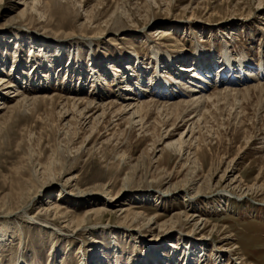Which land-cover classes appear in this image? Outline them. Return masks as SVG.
<instances>
[{
	"label": "rangeland",
	"instance_id": "1",
	"mask_svg": "<svg viewBox=\"0 0 264 264\" xmlns=\"http://www.w3.org/2000/svg\"><path fill=\"white\" fill-rule=\"evenodd\" d=\"M250 74L264 87L259 0H0V76L36 98L15 112L0 110V213L19 211L37 190L41 200L29 216L55 202L72 223L41 214L65 237L21 217L9 226L0 222V264H236L241 258L264 264V91H242L257 84ZM194 81H207L204 110L176 120L184 108L165 102L187 100L179 92ZM69 98L98 106L130 102L133 109L142 100L152 103L143 129L136 119L126 125L129 109L105 133L103 126L116 120L111 116L94 128L74 114L59 118L63 104L72 109ZM192 122L186 147L197 148L195 167L192 155L185 163L186 156L165 150ZM62 170L60 184L74 179L90 193L74 198L65 191L62 199L60 186L38 188L48 173ZM168 175V185L197 176L189 192L199 187L202 194L191 201L182 191L153 194L160 187L147 182ZM233 180L245 197L226 203L213 194ZM184 211L210 227L196 232L177 215ZM155 214L163 227L145 225ZM206 237L212 242L201 241ZM225 247L238 250L217 258L215 250Z\"/></svg>",
	"mask_w": 264,
	"mask_h": 264
},
{
	"label": "bare ground",
	"instance_id": "2",
	"mask_svg": "<svg viewBox=\"0 0 264 264\" xmlns=\"http://www.w3.org/2000/svg\"><path fill=\"white\" fill-rule=\"evenodd\" d=\"M33 1H34L35 5L38 2V0H33ZM259 5H262L264 7V2L259 0ZM155 33H157L158 35H161V37L163 35H166L165 32L159 31V29H157ZM222 74L225 75V73H222ZM220 76L223 77L222 75H220ZM250 78H252L254 82H257V84L249 86V87L248 86H245V87L243 86V88H242L243 92H247L249 89H260V90L264 91V87L260 86L261 88L260 87L258 88V86L263 84V83H261L258 80L256 75L250 74ZM201 81H199V82H195L194 81L193 83L189 82V83L182 84V92H179V93H182V95H185V94L188 95L187 96V98H188L187 100L181 99V100H178L175 103H170V104H169V102H165L166 105L172 106L171 107L172 109H173V107L182 108V109L184 108L182 114L179 113V115L177 117L175 116L176 120L181 119L183 114L186 113L187 111L188 112H193L195 118L196 117H200L201 109L203 108V105L205 103V99L209 98V96H207V95H205V93H203L204 92L203 91V89H204L203 83H204V85H206L207 81H204L203 83H201ZM219 82H221V81H218L217 83H219ZM186 84H188V85H186ZM221 90L223 92L231 91V90H228V87L227 88H225V87L221 88ZM144 91L145 92H149V90H147V89L144 90ZM219 91H220V89L217 91V95L215 94L217 96V99H218V94H220ZM7 93H10L11 95L7 97L6 96ZM189 93H191V94H189ZM210 96H212V95H210ZM216 96H215V98H216ZM42 98L44 99L45 97L43 96ZM8 99H11V100L15 101V103L12 104V105H8L6 103V102L9 101ZM69 100L72 102V109L67 108L66 105L63 104L61 106V110H60V112L58 114L59 118H65V117H68L70 115L72 116V118H74V115H76V117L78 119L84 120V124L88 121L87 124L93 125V128H94L95 125L98 124L100 120H104L107 116H109V117L111 116V118L116 119V120L115 121L113 120L110 124H108V126L106 124H105V126H103V130H104L105 133L109 132V128L111 126H113V128H116L117 125H118L117 121L120 120L121 115H123L124 113L128 112L129 109L130 110L132 109V112L130 114H128L129 116H128L127 120H126V125L133 126V120L136 119L135 122L137 123V126H141V129H143L144 128V126H143L144 125L143 124V118L146 117V115L150 112V106H151L150 103H152V101L150 99H146L145 101L142 100L140 102H137L134 105L135 108L133 109V107H131V105H130V102H127L124 105H121L122 103L114 104L116 102L115 101L113 102L112 100H110L109 102L104 103L102 106H98V105H94V104L92 105V102L86 101L84 99L81 100V99H75V98H71L70 99L69 98ZM127 100H133V98L127 96V97L124 98V101H127ZM0 101H1L0 110H5V111H9V112H15L16 110H19V109L23 108L29 102L34 103L36 101V98L35 99L34 98H30V99L27 98L26 96L23 95V92L19 91V89H16V86L14 85V82L12 80H9L6 77L0 76ZM78 105L79 106H83V108H77ZM163 105L160 106V107L162 108ZM129 106L131 108H128ZM156 109H158V108H156ZM126 110H128V111H126ZM203 110H204V108H203ZM96 111H99L100 113L97 116L91 118L92 115ZM133 115H135V116H133ZM167 116H170V115H167ZM191 124H192V126L189 125L187 133L182 138L180 137L178 140H176L174 142L173 141L172 142H170V141L167 142L165 150L166 151L168 150V151L172 152L175 156H177L178 158H181V159H182V157L186 156L185 163L188 162V159H189L188 157L192 155L193 156L192 157L193 158V162L192 163H193V165L195 167V166L199 165L197 160L194 157L195 153L197 151V148H195V152L194 153H191L190 150H187V147H186L187 144L189 145L191 143V139H193L192 138L193 137V132H194L193 127L195 125L193 124V122ZM173 125L174 124H172L171 126L173 127ZM190 127H192V128L190 129ZM91 131H93V130H91ZM189 133H190V136L186 140V138H187ZM168 137H164L162 139H166ZM195 169H197V168H195ZM65 173H66V170L59 171L58 173H56L55 175H52V176H49V173H48V176H46L45 180L42 182V184L38 188H42L41 191L45 192L47 189H49L52 186H58V187L60 186V189L58 190V193H59L58 196L62 197V199H66L63 196V193H65V191H67L66 194H65L66 197L67 196H71V197H74V198L83 197V196L88 195L90 193V192H88L86 190L79 189V187H78V185H77V183L75 182L74 179L72 180L73 183L70 180H67L64 183L60 184L59 182L61 181V178H62L61 176L64 175ZM50 175H51V172H50ZM196 178H197V176L191 178L192 180L191 179L190 180H185V182H183L184 184H182V182H181L180 184L179 183H174V184H169L168 185L169 182H166L169 179V175H168V177L166 179L164 178V180H160V179L152 180L151 179L150 182H147V181L146 182H147V185H150V186H153V187L157 186V188L160 187L158 190H154L152 188L151 192L153 194L155 193V194H158L160 196H166V195H169L170 193H173L174 191H182V192H184L185 200L187 198L188 200L191 201V200H193L194 197L202 194V192H201L202 188L200 189L199 187H197L195 194L194 195H190L189 190H190L191 186L193 185L194 181H198V179L196 180ZM130 179L131 178L126 176L124 178V180H123L124 181L123 184L125 185V183H128L130 181ZM224 183H225V181H224ZM236 183H237V180H233L232 182L230 181L228 184H225L223 187L220 186L221 188L219 187L220 189L215 190V192L213 194L215 196H217L218 198H223V197L227 198L226 200H224L226 203H227L228 199L239 200V199L245 197L244 192H241V190L239 189L240 188L239 185H237ZM166 185H168V186L166 187ZM238 189H239L240 193L234 194V191H237ZM100 190H102V189H100ZM244 190L245 191L246 190L249 191L250 189L248 188V189H244ZM36 191L37 190H35L34 195H30L29 196L30 198L28 197L29 199H28L27 204L23 208H21L19 211H17V212L0 213V222H2V225H8V226L12 225L13 224V221H12L13 219H16V218L18 219V218L21 217L28 224L34 225L35 227L41 228L43 231H46L45 233L46 234L49 233L48 235H58V236L60 235V236L69 237V236L63 234V232H65V231H62L59 227L55 226L54 224L49 222L47 219L46 220H42L41 219V214L44 215V216H50L49 214H52V215H54L53 218L56 219L57 221L67 220L66 222L65 221L64 222H65V224L66 223H69V224L66 225L65 227H69L70 224L72 225V223L70 222V220L68 218V216H69L68 212H66V210L63 209V208H59V206L56 205L55 202L54 203L53 202H47L46 206L41 208L38 212H36L35 215L29 216L28 211H29L30 207L32 205H34L33 203H35L36 201L41 200L40 195H37ZM102 193L106 196V198L108 197V193L107 192L105 193L103 191ZM219 200L223 201V199H219ZM57 201H59V200H57ZM117 202L118 201H116V197L112 198V201L110 200V204L111 205H113V204H115ZM262 204L264 205V201H263ZM121 211H122V209L120 210V212ZM124 211H126V210H124ZM177 215L182 216V218H184V220L186 221V223H188V225L190 227L196 228V232L197 231L202 232L206 227H210L209 222L207 221V219L202 217V216H200V215H196V213L195 214H189L186 211H184L182 213L180 212ZM159 218H160V215H156L155 214L152 217H149L148 219H146L147 222H146L145 225L146 226L150 225L149 227H154L155 225L157 227H163L166 223L157 224ZM175 225H177V223L173 222L172 224H170V227H174ZM89 227H91V230H93V229H97L98 227H105V226L102 225V226H89ZM118 227L123 228L122 226H118ZM78 228H81V227H74V232H77ZM168 233H170V232H168ZM138 234H140V233H138ZM188 235L195 236L194 233L193 234H188ZM179 237L181 238L182 235H180ZM229 239H230L229 237H225L223 240L224 241H228ZM201 241L202 242L203 241L204 242H207V241H211L212 242V240L207 238V237H206V239H204V240L202 239ZM236 250H238V247H234L233 249L225 247L219 253H218L217 249L215 251H216V256L218 255L217 258L221 259L222 257L230 258L229 256L231 255V253H234ZM80 253L81 252L78 251L77 255L80 254ZM219 254H221V255H219ZM157 259L161 260V256H159V254L157 256ZM244 261H246V260H244L243 258L237 259V263L236 264H244ZM217 262L218 261L216 259L215 263H217ZM80 264H83V263H80Z\"/></svg>",
	"mask_w": 264,
	"mask_h": 264
}]
</instances>
